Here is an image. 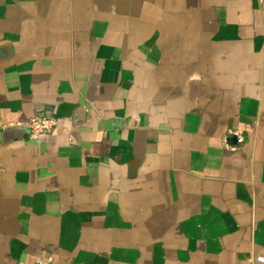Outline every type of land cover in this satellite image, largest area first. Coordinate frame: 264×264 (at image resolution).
Here are the masks:
<instances>
[{
    "label": "crops",
    "instance_id": "1",
    "mask_svg": "<svg viewBox=\"0 0 264 264\" xmlns=\"http://www.w3.org/2000/svg\"><path fill=\"white\" fill-rule=\"evenodd\" d=\"M43 256L264 264V0H0V264Z\"/></svg>",
    "mask_w": 264,
    "mask_h": 264
},
{
    "label": "built area",
    "instance_id": "2",
    "mask_svg": "<svg viewBox=\"0 0 264 264\" xmlns=\"http://www.w3.org/2000/svg\"><path fill=\"white\" fill-rule=\"evenodd\" d=\"M12 126L20 127L22 126V124L21 123H11L7 125V127H12ZM25 126L29 130V133L31 134V136L40 137V136H45V135H51L54 132V130L57 128L58 121L54 118H39V119L30 121ZM229 133H231L232 135L238 138L237 142H238V147H239L243 142L241 133L238 131H230ZM238 147H230L225 143V149L228 151L234 152L238 150ZM262 261L264 262V260ZM17 264H27V263L19 262ZM30 264H53V258L51 256H43L38 261L34 263H30Z\"/></svg>",
    "mask_w": 264,
    "mask_h": 264
}]
</instances>
